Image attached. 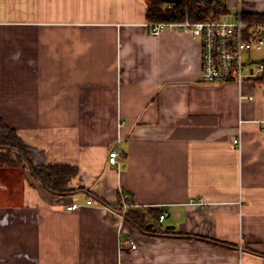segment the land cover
<instances>
[{"label": "crops", "instance_id": "crops-1", "mask_svg": "<svg viewBox=\"0 0 264 264\" xmlns=\"http://www.w3.org/2000/svg\"><path fill=\"white\" fill-rule=\"evenodd\" d=\"M146 7L0 0V118L30 163L77 168L57 193L0 166V264H264L261 82L202 81L198 40L152 34ZM119 189L146 231L112 207Z\"/></svg>", "mask_w": 264, "mask_h": 264}, {"label": "built area", "instance_id": "built-area-1", "mask_svg": "<svg viewBox=\"0 0 264 264\" xmlns=\"http://www.w3.org/2000/svg\"><path fill=\"white\" fill-rule=\"evenodd\" d=\"M177 3V2H176ZM176 3H165L170 8ZM189 8L194 10V16ZM185 17L180 21L148 22L152 34H158L167 28L189 31L198 40L201 50V80L204 82L234 81L240 84L244 78L255 80L263 74V63L254 60L252 53L264 46V15L256 14L244 16L240 9L226 19L229 13L221 0H195L185 7ZM264 90V81L261 82ZM240 139L234 138L233 143L239 144ZM119 153L111 149L107 154L110 165L117 164ZM117 210L121 220L125 219V212L134 207L130 192L119 189ZM87 203L91 202L89 198ZM78 205L72 203L68 209H75ZM166 212L158 215L162 221ZM128 248L135 249L137 244L132 239L125 240Z\"/></svg>", "mask_w": 264, "mask_h": 264}, {"label": "trees", "instance_id": "trees-1", "mask_svg": "<svg viewBox=\"0 0 264 264\" xmlns=\"http://www.w3.org/2000/svg\"><path fill=\"white\" fill-rule=\"evenodd\" d=\"M193 1L195 0H179L168 8L161 0H146L147 20L148 22L183 20L186 13L185 7ZM189 11L192 15L194 14L192 8H189ZM261 62L263 63V74L258 79L259 82L264 81V59ZM26 150L25 144L17 136L14 128L7 126L0 118V166L27 167L31 175L43 187L53 192L64 193L70 189L68 186L69 181L77 174L75 166L68 164H32L27 159ZM112 207L118 210L120 202L117 201L115 206ZM125 219L140 230H147L143 224L142 216L136 210H133L132 207L125 212ZM157 231L159 230L154 232Z\"/></svg>", "mask_w": 264, "mask_h": 264}, {"label": "rangeland", "instance_id": "rangeland-1", "mask_svg": "<svg viewBox=\"0 0 264 264\" xmlns=\"http://www.w3.org/2000/svg\"><path fill=\"white\" fill-rule=\"evenodd\" d=\"M226 19H231V17H226ZM252 56L254 57V59L256 60H262L264 59V46L262 47V49L260 50H255L253 53H252ZM4 167V166H3Z\"/></svg>", "mask_w": 264, "mask_h": 264}, {"label": "water", "instance_id": "water-1", "mask_svg": "<svg viewBox=\"0 0 264 264\" xmlns=\"http://www.w3.org/2000/svg\"><path fill=\"white\" fill-rule=\"evenodd\" d=\"M161 1H163L164 3H176L179 0H161Z\"/></svg>", "mask_w": 264, "mask_h": 264}]
</instances>
